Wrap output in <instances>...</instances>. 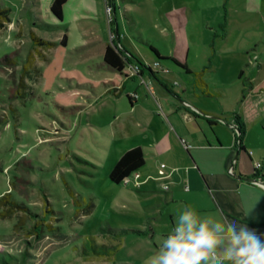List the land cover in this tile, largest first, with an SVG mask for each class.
I'll list each match as a JSON object with an SVG mask.
<instances>
[{
  "label": "rangeland",
  "instance_id": "374dc122",
  "mask_svg": "<svg viewBox=\"0 0 264 264\" xmlns=\"http://www.w3.org/2000/svg\"><path fill=\"white\" fill-rule=\"evenodd\" d=\"M166 1L118 0V39L132 56L114 44V18L109 21L103 0H69L61 22L49 11L52 0H0V8L10 11L7 21L0 18V196L9 194L27 208L9 211L0 205V264H149L156 244L122 229H139L135 224L142 220L152 225L157 237H164L172 230L170 218L174 226L187 202L205 196L201 180L185 179L181 186L163 182L167 178L159 176L158 169L164 164L163 173L169 175V168L148 155L144 171L131 174L128 185L110 183L108 174L126 147L120 144L132 142H114L109 131L89 126L108 119V111L97 106L85 112L86 103L76 104L90 100L89 81L102 75L96 68L100 42L111 43L143 66L150 59L167 63L162 61L168 52L174 53L159 15ZM223 3H186L191 11L187 33L193 43L189 59L195 56L209 67L207 79L225 75L230 63V57L212 49L215 42L223 44L215 35L218 28L211 29L216 21H243V34H230L240 36L249 55L264 59V14L246 15L234 0L232 13L224 16ZM124 8L136 23L133 34L122 16ZM90 18L98 36L90 32ZM60 23L66 27L55 26ZM137 33L144 40L151 36L152 45L143 44ZM177 53L184 58L185 51ZM28 59L34 60L38 75L25 71ZM142 79L129 81L127 90L138 81L144 85ZM110 108L112 113L115 104ZM104 142L107 149L101 147ZM167 195L174 203L166 202Z\"/></svg>",
  "mask_w": 264,
  "mask_h": 264
},
{
  "label": "crops",
  "instance_id": "0c3cea01",
  "mask_svg": "<svg viewBox=\"0 0 264 264\" xmlns=\"http://www.w3.org/2000/svg\"><path fill=\"white\" fill-rule=\"evenodd\" d=\"M68 2L66 0L62 7V17L57 18L59 22L62 21L63 8ZM103 2L112 5L114 21L110 25L115 26L114 44L132 55L118 39L116 21L117 14L121 12L118 0ZM187 2L167 0L161 5L164 9L160 7L161 24L174 53L170 55L168 52V58L162 61L167 63H160L163 70H154L152 73V70L146 69V74L142 71L137 76L125 79L123 74L114 71L103 61L104 50L111 43L100 42L98 50L102 54L96 68L102 75L97 74L96 79L89 81L86 91L90 100L80 99L75 102L81 103L78 104L80 106L86 103L85 112L97 106L109 112L110 120L98 119L89 126L109 131L114 142H132L129 146L119 143L126 147L117 157L132 147L141 148L145 163L137 172L144 171L148 155L154 160H163L169 168V175L164 174L162 177L167 178L163 182H177L181 186L185 179L192 183L201 180L205 196L199 197L200 201L194 198L191 204L187 202V209L195 211L201 218L212 216L221 222L246 224L257 233L264 234V184L243 179L257 178L252 177L257 162L261 163V167L256 171L264 178V59L249 55L248 47L239 41L240 36L233 38L230 34L239 30L243 34V21L234 25L226 20L216 21L211 29L215 26L218 28L220 33L215 35L223 40V44L215 46V42L212 49L230 57V63L225 75L207 79L205 73L209 67L202 65L204 62L198 63L195 56L191 61L189 59L193 43L187 33L191 12ZM238 2L240 4L237 5L246 15L260 17L264 14V0ZM233 6L234 0H224L223 15L232 13ZM122 16L131 24L133 34L136 23L132 15L124 8ZM90 20L94 21L90 23L94 25L90 32L98 36L95 20ZM55 26L66 27L62 23ZM136 35L143 44L149 47L152 45L149 39L151 36L144 40L141 34ZM229 41L232 42L229 44ZM178 50L185 51L183 59L177 53ZM150 60L144 62L151 64L153 61ZM132 63L137 61L133 59ZM204 68L207 69L202 79L207 85L201 86L196 82L195 72ZM140 76L143 77L144 85L138 81L134 88L127 90V83L138 80ZM131 94H136V98H131ZM113 103L116 108L110 113ZM238 121L244 128L240 141L231 127L236 126ZM107 142L100 146L107 149ZM184 188L188 189L187 186ZM165 200L174 203L172 196L167 195ZM170 224L173 228L171 218ZM135 228L139 229L130 230L145 232L143 235L134 234L136 237L156 244L153 254L159 250L162 240L167 236L157 237L152 225L148 223L146 226L142 220L136 222Z\"/></svg>",
  "mask_w": 264,
  "mask_h": 264
},
{
  "label": "clouds",
  "instance_id": "9594fccd",
  "mask_svg": "<svg viewBox=\"0 0 264 264\" xmlns=\"http://www.w3.org/2000/svg\"><path fill=\"white\" fill-rule=\"evenodd\" d=\"M149 264H264V234L186 209Z\"/></svg>",
  "mask_w": 264,
  "mask_h": 264
},
{
  "label": "trees",
  "instance_id": "16d2710c",
  "mask_svg": "<svg viewBox=\"0 0 264 264\" xmlns=\"http://www.w3.org/2000/svg\"><path fill=\"white\" fill-rule=\"evenodd\" d=\"M65 2L66 0H52L51 5H50V12L54 17L58 19L62 17V7ZM9 12L10 11L8 8H5V7L0 8V18L1 19L4 18V21H7ZM37 42L47 43L51 45L53 44L51 42H46L44 40H37ZM60 43L65 44V35L62 37ZM151 50L156 55L157 58H161L156 50H153V49ZM133 58L135 59V57ZM135 60L137 61V63L142 64L137 59ZM103 61L108 67H110L114 71L120 74H124L125 67L128 64H131L133 60L126 55L124 56L122 53L117 51V49H115L113 46L107 45L103 53ZM27 63H28V67L24 68L27 74L33 73L35 75H38L39 71L34 63V60L28 59ZM205 69L207 68H204L203 70L199 72H195L196 82L201 86L207 85L202 79ZM25 89L28 91L29 87L26 86ZM24 94H26V91L21 92V95H24ZM204 94L209 95L207 92H204ZM236 128H237V140L240 141V137L244 129L243 124L238 121L236 124ZM238 145H240V143ZM144 163H145V155L143 151L141 150V148L138 146L132 147L126 150L118 158V160L114 163L112 169L110 170L108 174V179L111 183H114V184L122 183V181L125 178L129 177L131 174L137 172L140 168H142ZM252 177H257L264 183V178L260 176L256 170L253 173ZM3 204L9 207V211H11L13 207L19 210H22L24 212L27 211L26 207H24L19 202L11 199L9 194L6 196H0V205H3ZM122 230L124 232H131L132 234H137V235L145 234V232L142 230H130V229H122ZM0 262H4V255L2 254H0Z\"/></svg>",
  "mask_w": 264,
  "mask_h": 264
},
{
  "label": "built area",
  "instance_id": "2783aa9c",
  "mask_svg": "<svg viewBox=\"0 0 264 264\" xmlns=\"http://www.w3.org/2000/svg\"><path fill=\"white\" fill-rule=\"evenodd\" d=\"M105 9H106V12L109 16V21H110L111 20L112 5L109 3H106ZM143 68H146L147 70H160V69L163 70L160 66L159 61H156V60L153 61L151 64H144V66L142 64H139V63H131L125 67L123 76L125 79L129 78V77L137 76L143 71ZM164 71L166 72L167 70L165 69ZM140 78H142V77L140 76L139 79ZM143 81L144 80L142 79V82ZM131 98H136V94H131ZM231 127L237 133L236 126L232 125ZM164 166H165L164 164L160 165V168L158 169V175L159 176L164 175V173H163V167ZM254 167L256 170H258L261 167V163H259V162L255 163ZM228 171L231 172V169H229ZM129 177L125 178L122 181V183L125 185H128L130 183ZM256 180H259V178H256ZM256 183L261 184L259 181H256Z\"/></svg>",
  "mask_w": 264,
  "mask_h": 264
},
{
  "label": "water",
  "instance_id": "95a60500",
  "mask_svg": "<svg viewBox=\"0 0 264 264\" xmlns=\"http://www.w3.org/2000/svg\"><path fill=\"white\" fill-rule=\"evenodd\" d=\"M237 157V154L235 155V158ZM244 180L246 181H249V182H256V181H259L261 184H264L260 179L259 180H256V179H252V178H243Z\"/></svg>",
  "mask_w": 264,
  "mask_h": 264
}]
</instances>
